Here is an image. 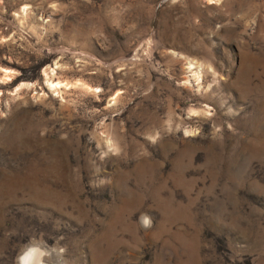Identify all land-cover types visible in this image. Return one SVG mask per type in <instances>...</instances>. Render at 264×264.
Masks as SVG:
<instances>
[{"label": "rangeland", "instance_id": "374dc122", "mask_svg": "<svg viewBox=\"0 0 264 264\" xmlns=\"http://www.w3.org/2000/svg\"><path fill=\"white\" fill-rule=\"evenodd\" d=\"M29 245L264 264V0H0V264Z\"/></svg>", "mask_w": 264, "mask_h": 264}, {"label": "bare ground", "instance_id": "6f19581e", "mask_svg": "<svg viewBox=\"0 0 264 264\" xmlns=\"http://www.w3.org/2000/svg\"><path fill=\"white\" fill-rule=\"evenodd\" d=\"M62 83L56 81L51 84L52 87L57 88L60 87ZM53 257H55L54 251L41 249L40 246L29 245L20 257V264H50ZM57 262H60L59 259Z\"/></svg>", "mask_w": 264, "mask_h": 264}, {"label": "clouds", "instance_id": "9594fccd", "mask_svg": "<svg viewBox=\"0 0 264 264\" xmlns=\"http://www.w3.org/2000/svg\"><path fill=\"white\" fill-rule=\"evenodd\" d=\"M142 223L144 224L145 227H148V226H150L151 221H150V219L148 217H143L142 218Z\"/></svg>", "mask_w": 264, "mask_h": 264}]
</instances>
